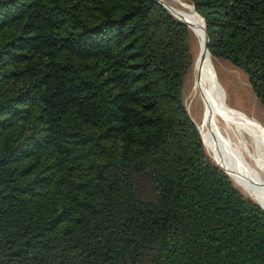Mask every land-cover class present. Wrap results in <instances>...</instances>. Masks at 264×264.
Listing matches in <instances>:
<instances>
[{
    "label": "trees",
    "instance_id": "16d2710c",
    "mask_svg": "<svg viewBox=\"0 0 264 264\" xmlns=\"http://www.w3.org/2000/svg\"><path fill=\"white\" fill-rule=\"evenodd\" d=\"M188 1L264 107V0ZM191 39L157 0H0V264H264L183 100Z\"/></svg>",
    "mask_w": 264,
    "mask_h": 264
},
{
    "label": "bare ground",
    "instance_id": "6f19581e",
    "mask_svg": "<svg viewBox=\"0 0 264 264\" xmlns=\"http://www.w3.org/2000/svg\"><path fill=\"white\" fill-rule=\"evenodd\" d=\"M164 2L180 12L165 4L189 23L199 42L200 55L192 66L191 81L195 83L192 93L194 102L200 109L199 118L203 124L199 129L204 145L236 185L264 209V161L250 150L249 140L243 134L237 116L214 92L212 74L217 60L206 49L203 21L192 9V13L189 12L186 8L188 2L185 0Z\"/></svg>",
    "mask_w": 264,
    "mask_h": 264
},
{
    "label": "rangeland",
    "instance_id": "374dc122",
    "mask_svg": "<svg viewBox=\"0 0 264 264\" xmlns=\"http://www.w3.org/2000/svg\"><path fill=\"white\" fill-rule=\"evenodd\" d=\"M185 1L189 3H186V8L189 10V12L192 13L190 7L191 3L188 0ZM162 2L173 10L179 12L172 5L164 2V0H162ZM191 34V50L193 51L195 56V54L199 52L200 49L199 42L192 31ZM216 60L217 65L215 66L216 68L213 69L212 74L214 92L237 116V119L240 121L241 130L249 140L250 150L256 157H259L264 161V107L261 105L255 94L253 93L252 88L248 82L247 75L242 70L234 67L228 61L218 58H216ZM192 66L184 77L182 94L186 109L193 122L195 123L198 131L200 132L199 126L203 123L199 118L200 109L194 102L193 93L195 83L194 81H191ZM204 148L207 156L218 165L213 157V154L207 149L205 145ZM233 183L241 192H243L242 189H240V187H238L234 181Z\"/></svg>",
    "mask_w": 264,
    "mask_h": 264
},
{
    "label": "water",
    "instance_id": "95a60500",
    "mask_svg": "<svg viewBox=\"0 0 264 264\" xmlns=\"http://www.w3.org/2000/svg\"><path fill=\"white\" fill-rule=\"evenodd\" d=\"M160 4H162L174 17H176L177 19H179L181 22H183V23H185L186 25H188V27L190 28V25H189V23L187 22V21H185V20H183L181 17H179L178 15H176L173 11H171L170 9H169V7H167L163 2H162V0H157ZM190 7H191V9H192V11H193V13H195V14H197L201 19H202V21H203V29H204V34H205V39H206V49L208 50V48H207V46H208V37H207V32H206V27H205V20L203 19V17H201V15L195 10V7H194V5L193 4H190ZM199 52H197L196 54H195V56H194V62H193V64L192 65H195V63L198 61V59H199ZM200 133V132H199ZM200 136H201V134H200ZM201 139H202V137H201ZM202 142H203V140H202ZM222 168V167H221ZM223 169V168H222ZM224 170V169H223Z\"/></svg>",
    "mask_w": 264,
    "mask_h": 264
}]
</instances>
